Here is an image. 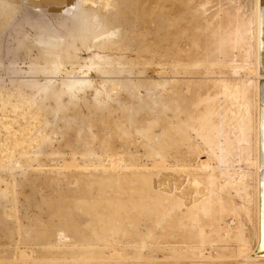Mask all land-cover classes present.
Here are the masks:
<instances>
[{
    "label": "rangeland",
    "instance_id": "obj_1",
    "mask_svg": "<svg viewBox=\"0 0 264 264\" xmlns=\"http://www.w3.org/2000/svg\"><path fill=\"white\" fill-rule=\"evenodd\" d=\"M255 1L0 0V264H264Z\"/></svg>",
    "mask_w": 264,
    "mask_h": 264
},
{
    "label": "bare ground",
    "instance_id": "obj_2",
    "mask_svg": "<svg viewBox=\"0 0 264 264\" xmlns=\"http://www.w3.org/2000/svg\"><path fill=\"white\" fill-rule=\"evenodd\" d=\"M255 10H256V29H255V56H254L255 68L254 69L256 71V77L254 78V82H253L254 100H255V104H254V112H255V114H254L255 115L254 116V119H255L254 138H255V142H253V143L255 144V147H254L255 158H256L257 166H258V170H257V172H255V180H254L256 183V185H255L256 186V193H255L256 199L255 200H256V205H257V207H256L257 221H256L255 231H254V235L256 237V241H255L256 246L253 249L250 257L252 256L251 259L253 257H255L258 260V258L264 259V0L255 1ZM84 19H85V16L78 14L76 16L75 21L73 20L74 22L72 23V27H71V32H73L75 34V36L79 37L80 39H82L83 35L86 34V36H87V34H89L88 21H85ZM86 36H85V38H86ZM56 38H58V37H56ZM83 40H84V38L82 39V41ZM61 42H62V40H61ZM61 42L59 44H62ZM65 45L69 46V44H67V43H65L64 46ZM54 46H56V45H54ZM63 49L65 50V48H63ZM48 50H50V55L53 57V59L51 58L53 61H51V62L49 61L50 63H52V62H54V60H56L58 58L60 53L58 51H56L55 48L54 49L53 48L48 49ZM60 50H61V48H60ZM49 57L50 56H48L47 58H49ZM255 232L257 233V235Z\"/></svg>",
    "mask_w": 264,
    "mask_h": 264
}]
</instances>
